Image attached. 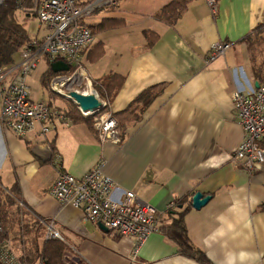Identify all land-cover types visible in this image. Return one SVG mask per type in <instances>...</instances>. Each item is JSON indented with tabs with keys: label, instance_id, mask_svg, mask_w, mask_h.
I'll use <instances>...</instances> for the list:
<instances>
[{
	"label": "crops",
	"instance_id": "crops-1",
	"mask_svg": "<svg viewBox=\"0 0 264 264\" xmlns=\"http://www.w3.org/2000/svg\"><path fill=\"white\" fill-rule=\"evenodd\" d=\"M119 1L93 14L121 26L96 31L83 58L92 83L126 76L109 107L124 139L103 142L83 122L59 126L48 138L38 128L18 138L0 122V189L22 215L48 227L46 235L54 225L74 264H201L160 231L135 255L133 238L101 229L50 193L59 171L83 176L99 166L119 189L155 207L161 227L174 220L169 209L184 207L193 245L213 264H264V165L251 173L231 160L245 138L234 92L264 79V0H218L216 14L206 0H187L173 24L157 16L173 0ZM218 42L232 47L207 63ZM97 44L102 53L93 54ZM145 90L153 99L135 102ZM197 191L212 196L200 209L192 206ZM8 239L17 256L24 254L17 235Z\"/></svg>",
	"mask_w": 264,
	"mask_h": 264
},
{
	"label": "built area",
	"instance_id": "built-area-1",
	"mask_svg": "<svg viewBox=\"0 0 264 264\" xmlns=\"http://www.w3.org/2000/svg\"><path fill=\"white\" fill-rule=\"evenodd\" d=\"M118 1L33 0L31 8H24L25 12L35 14L39 26L37 34L20 49L15 62L0 66L2 125L17 137H25L36 128L42 137H46L59 126L73 123L61 106L33 99L28 82L29 76L43 60L49 66L54 61L63 60L69 65V69L51 77L49 91L63 98L68 97L73 90L82 94H96L102 102L96 112H85L74 103L85 117H93L94 127L99 131V138L103 142H121L118 121L109 110L110 102L100 96L85 68L83 56L93 45L95 35L82 22L83 17L93 14L101 7L114 6ZM206 2L212 13L216 14L218 0ZM231 47V42L214 44L207 54V63L225 55ZM233 100L245 138L235 149L231 160L252 173L264 165V79L258 87L249 91L236 90ZM50 193L63 205L81 208L88 221L101 223L120 236L133 238L135 255L151 234L160 231V214L156 208L141 200L134 190L119 189L114 180L99 167L83 176L59 171ZM46 237L61 236L51 224ZM0 262L28 264L25 253L20 256L15 254L10 239L0 241ZM37 264H45V261L40 260Z\"/></svg>",
	"mask_w": 264,
	"mask_h": 264
},
{
	"label": "trees",
	"instance_id": "trees-1",
	"mask_svg": "<svg viewBox=\"0 0 264 264\" xmlns=\"http://www.w3.org/2000/svg\"><path fill=\"white\" fill-rule=\"evenodd\" d=\"M83 1L87 2L89 0ZM186 2L187 0H173L169 4L164 6L159 11L157 16H159V18L165 19L170 24H173L179 19L180 15L182 14ZM25 6L32 7L33 0H23V2H21V0H2V2H0V66L14 63L17 59L16 56L20 49L31 39L26 24H28L29 19H31L32 17H36L32 12H26L25 14H23V16H20V11L23 12L24 8H26ZM18 16H20L21 18H19ZM83 18L86 19H83L82 22L84 21L83 23L87 24L94 33L96 31L121 26L120 19L111 18L110 16H106L96 20L93 18V14H91ZM155 37L156 36H154V38ZM154 38L149 41L150 44L153 43ZM93 48L95 49L93 50ZM93 48V54H95V52H97V54L102 53L100 44L94 45ZM55 73L56 72H54L49 66L47 71L42 75V83L46 88H48V90L50 79L53 75H55ZM125 80L126 76L112 73L104 77V79L94 81V86L99 94H101L100 96H103L102 98H107L109 102H112V100L117 96V94L123 87ZM52 94L54 95V93ZM154 95L155 94L151 91L145 90L139 95L135 102H143L144 105H147L153 99ZM131 106H134V104ZM61 108H64V106H61ZM64 109L73 122H83L90 127L94 126L93 117H85L72 101H70V108L66 106ZM114 116L116 117L115 114ZM116 119L119 123L121 122L119 118L116 117ZM120 133L122 134V132ZM121 139L123 140L124 136H121ZM3 193H5L4 190L0 189V220H2L3 223L1 224L2 229L0 231V241L8 239L12 234L9 229V220L11 221V219L7 215V211L11 206L14 205V198L12 200V197L8 193H6L8 200H4L2 198ZM15 194L18 195L16 192ZM178 205L180 206V204ZM172 209L173 208L169 209V211L174 216V220L171 224L160 227V232H163L167 237L178 244L179 252L181 254L195 259L201 264H213L205 251L193 245L184 223L183 216L186 211L185 208L183 207L181 208V210H175V208L173 210ZM20 220V225L23 229L25 228L27 231H41L39 233L44 237V247L42 248V250H40V236H37L36 241L34 240L33 242V247L36 250L35 252L31 248H25L24 253L27 257L28 264H34L37 261L39 262L41 259L45 261V264H65L62 260L63 253L65 252V244L61 239L56 237L55 239L46 238L47 227L40 223V221L38 220L25 215H22ZM35 255H37L36 257L39 256L37 261H35ZM0 264L2 263L0 262Z\"/></svg>",
	"mask_w": 264,
	"mask_h": 264
},
{
	"label": "rangeland",
	"instance_id": "rangeland-1",
	"mask_svg": "<svg viewBox=\"0 0 264 264\" xmlns=\"http://www.w3.org/2000/svg\"><path fill=\"white\" fill-rule=\"evenodd\" d=\"M121 1H119L120 5L125 0H123L122 2ZM27 8H30V7H27ZM101 10L102 9H100L99 11H101ZM25 13H26L25 11H23V12L20 11V16H23V14H25ZM20 16H18V17L21 18ZM38 26H39L38 25V20L36 18L32 17L31 19L28 20V24H26V27L28 28L30 36H33V35L37 34ZM48 67H49V64L45 60H43L39 64L38 68L35 71V73H37L36 77L35 76L30 77L32 74L29 76L30 78H29L28 82H29V85H30V94H31L32 98L35 99V100H41V101H50V100H52L50 98H54L55 101H57L59 104L62 102L61 104L64 106V108L66 106L70 108V101L69 100H65L63 97H61L59 95H56V94L53 95L48 90V88H46L43 85L41 78H42V75L47 71ZM120 131H121V129H120ZM3 198L7 199L6 195H4ZM7 215L11 219V221L9 220V229H10V231L12 233L11 235H17L18 236L19 244H20L19 248H23L24 247L23 251L25 250V248L26 249L27 248H29V249L31 248L35 252L36 250L33 247V242H34V240L36 241L37 236H40L39 243H40V250H42V248L44 247V237L39 233L41 231H38V232H37V230H29V231H27L25 228L23 229L21 227L20 218L22 217V212L20 211V208L17 207V205L15 206V204H14L7 211ZM25 220H27V219H25ZM0 222H1V224H3L2 220H0ZM19 236H21V238H19ZM36 256L37 255H35V257ZM38 257H36L35 261L38 260ZM62 260H63V263H65V264H74V262H75V259L73 257H71V256L70 257L67 256L65 254V252L63 253ZM37 262H35L34 264H37Z\"/></svg>",
	"mask_w": 264,
	"mask_h": 264
},
{
	"label": "water",
	"instance_id": "water-1",
	"mask_svg": "<svg viewBox=\"0 0 264 264\" xmlns=\"http://www.w3.org/2000/svg\"><path fill=\"white\" fill-rule=\"evenodd\" d=\"M50 68L54 72L66 71L69 69V65L63 60H57L50 64ZM259 86L257 83L256 87ZM66 100L75 102L83 111L85 112H96L102 106L101 100L96 96V94H82L77 91H71L68 97H64ZM36 146L47 147V149L51 152L48 144H38ZM210 194H205L201 191H197L192 196V206L196 209H200L211 199ZM99 226L105 230H108L103 224H99Z\"/></svg>",
	"mask_w": 264,
	"mask_h": 264
},
{
	"label": "bare ground",
	"instance_id": "bare-ground-1",
	"mask_svg": "<svg viewBox=\"0 0 264 264\" xmlns=\"http://www.w3.org/2000/svg\"><path fill=\"white\" fill-rule=\"evenodd\" d=\"M18 2V1H17ZM23 4H25V3H23ZM25 7H28V6H25ZM23 8V7H22ZM31 8V7H30ZM22 10V9H21ZM23 11V10H22ZM94 14V13H93ZM36 17V16H35ZM85 20L86 18H82V20ZM84 22V21H83ZM85 58V57H84ZM206 63V62H205ZM85 64V63H84ZM87 70V69H86ZM93 81V80H92ZM101 97H103V96H101ZM106 97V96H105ZM110 109V108H109ZM114 115V114H113ZM116 118V117H115ZM56 131V130H55ZM30 134V133H29ZM29 134H28V136H29ZM38 135V134H37ZM40 136V135H39ZM19 138V137H18ZM46 138H48V137H46ZM45 138V139H46ZM108 141V140H107ZM52 148V147H51ZM53 155V154H52ZM100 167V166H99ZM59 174V173H58ZM85 219V218H84ZM54 226V225H53ZM48 228V227H47ZM102 229V228H101ZM104 230V229H103ZM1 231V230H0ZM114 232V231H113ZM152 235V234H151ZM150 235V236H151ZM149 238V237H148ZM46 239V238H45ZM55 239V238H54ZM142 247V246H141ZM42 260V259H41Z\"/></svg>",
	"mask_w": 264,
	"mask_h": 264
}]
</instances>
